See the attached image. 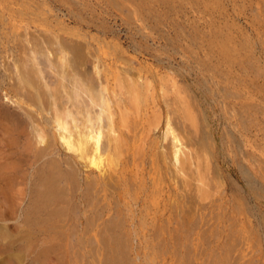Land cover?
Listing matches in <instances>:
<instances>
[{"label": "bare ground", "instance_id": "6f19581e", "mask_svg": "<svg viewBox=\"0 0 264 264\" xmlns=\"http://www.w3.org/2000/svg\"><path fill=\"white\" fill-rule=\"evenodd\" d=\"M41 1L0 0V52L9 59L0 71L1 238L26 244L24 252L31 244H94L93 254L78 250L83 264H144L149 257L131 244L145 242L156 253L174 244L176 264H264V242L256 254L263 260L254 254L247 263L231 258L237 244H225L233 232L240 241L250 215L261 217L256 137L245 154L226 134L223 152L216 116L206 117L207 97L201 84L186 82L189 71L118 66L120 43L102 45L83 31L117 39L96 0ZM57 5L66 6L61 18ZM219 103L225 115L223 101L211 108ZM226 231L224 245L209 253L210 237ZM64 257L58 264H74Z\"/></svg>", "mask_w": 264, "mask_h": 264}, {"label": "rangeland", "instance_id": "374dc122", "mask_svg": "<svg viewBox=\"0 0 264 264\" xmlns=\"http://www.w3.org/2000/svg\"><path fill=\"white\" fill-rule=\"evenodd\" d=\"M27 1L30 2V0ZM41 2L53 5L49 0H42ZM96 2L102 9L107 11V15L102 14V16H105L103 21H107L112 26L117 39L114 40L112 35H103L94 29L86 30L83 28V31H89V35L97 37L102 42V45L110 43V46L116 42L120 43L123 53L119 52L122 58L117 63L118 66H123L126 61H129L128 63H131L132 67L142 66L145 69H159L160 71L178 68L177 70H183V72L189 71V77H187L186 82H197L195 83L196 85L201 84L202 86L198 85V87L205 93V98L207 97L205 102H207L208 108L203 111V106H201L202 108L199 106L201 111L205 113L209 120L216 116L214 119L218 121L221 136V141H218V148L224 149L223 152L225 153L227 152V143L224 142V136L231 134L235 139L240 140L241 147L244 153L247 154L250 152L247 141L256 137L257 147L259 148L257 160L259 169L263 172L260 176H264V0H96ZM56 8H59V12H57L60 14V18L61 14L67 13L66 6L57 5ZM102 16L98 15L101 18ZM63 19H65V22L69 21L67 16ZM69 26L76 27L77 25L69 22ZM134 44H136V47H134ZM101 50L109 52L111 49L109 50L105 45ZM5 61H9V59L1 51V72L2 63ZM1 72L0 74H2ZM201 79L204 80L202 81ZM177 80L182 83L181 78L177 77ZM164 84L168 86L169 81L164 80ZM206 85V89L208 87L209 89L205 91ZM213 99L224 102L225 107H227L225 115L221 111L220 103L216 105L214 110L211 108ZM1 100V103L7 102L5 98ZM235 122L239 123L240 133L233 126ZM233 158L242 163L245 170H247L245 158L235 154ZM234 159L233 162L228 160V163L233 173L232 177H237L239 175L238 167ZM262 178H260L263 186L260 190L261 206L258 211L261 217L258 214L259 218L254 220L250 215L249 219L252 223H247V229L241 232L243 235H239L240 241H232L238 236L234 232L229 234V236L231 235L230 238H228L227 242L225 241V244H237V248L234 251L231 249L233 254H231L233 256L231 258L237 257L239 263L245 262L246 259H250L254 254V257L259 254V244L262 245L264 242V225L261 224V220L259 221L264 216V177ZM241 181L245 185L244 181ZM20 187H23V184ZM1 203L2 200L0 198ZM248 204L251 205V201ZM248 213L251 214L252 210ZM245 214L247 215V212ZM145 234L147 235V233ZM227 234V231L220 232V235L215 236L216 234H214V236L210 237L211 239L208 242V244L211 242L209 253L224 245ZM1 235L3 234L0 231V264H54L55 261L58 264L64 254V258L71 261L70 263L74 262L75 264L77 261L78 264H83L86 260L81 255L82 250H84L83 253H86V251L91 252L89 249L93 250L92 246H95L90 244L89 248L87 247L88 244H81L82 246L75 244L77 247L75 248L76 251L71 249V247L67 248L70 244H63V247H59L60 244L56 245L55 250H53V247H49L52 244H31L32 252L29 249L24 252L26 244H7V241H4V235L2 236L4 240ZM147 237L151 238V235ZM242 237L248 238L243 240L248 241L244 242V245L242 244V239H240ZM151 239L147 240L151 241ZM195 242L193 241L194 244ZM241 244L243 246L240 247ZM71 245L73 247L74 244ZM103 245L107 246L106 244ZM131 245H135L136 249L140 247L138 251L140 254L142 252L141 256L147 254L146 256L149 258L144 260V264L177 263L175 261L176 255L174 256L173 252L171 254L174 244H172L173 246L161 244L160 247L163 246L160 248L161 251L159 253H156V249L149 252L151 246L154 249L156 244H147L145 242L137 247L136 245L138 244ZM99 246L100 248L103 247L101 244ZM48 247L55 251V254L57 253V258L46 251ZM164 247L167 249H165L166 251ZM61 248L63 249L61 250ZM64 248H66V253ZM256 248L258 253H256ZM58 249L61 250V253L58 252ZM103 249L98 250L103 253ZM67 250L69 253H67ZM78 250L81 253H79V257L76 255L79 252ZM238 250L240 254L243 252L242 254L244 255H238ZM152 252H154L153 255ZM209 253L206 252V254ZM71 254H74V257ZM91 254L93 253L91 252ZM90 256L86 259L92 262L93 258ZM157 256L160 258H156ZM243 257L247 258L244 260ZM256 257L260 258L259 255ZM95 259H97V255ZM252 259L254 258L252 257ZM81 260L85 262H79ZM260 260H263V258H260ZM197 261L200 262L199 259ZM197 261L195 260L194 262L197 263ZM230 262H233L232 259Z\"/></svg>", "mask_w": 264, "mask_h": 264}]
</instances>
